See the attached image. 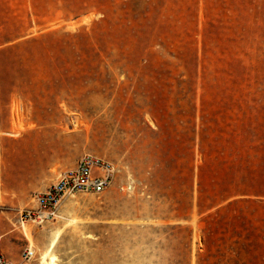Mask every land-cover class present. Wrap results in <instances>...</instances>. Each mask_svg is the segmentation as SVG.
Instances as JSON below:
<instances>
[{
    "label": "rangeland",
    "instance_id": "obj_1",
    "mask_svg": "<svg viewBox=\"0 0 264 264\" xmlns=\"http://www.w3.org/2000/svg\"><path fill=\"white\" fill-rule=\"evenodd\" d=\"M8 133L20 210L84 155L119 169L30 240L17 215L12 261L59 232L58 264H264V0H0Z\"/></svg>",
    "mask_w": 264,
    "mask_h": 264
},
{
    "label": "built area",
    "instance_id": "obj_2",
    "mask_svg": "<svg viewBox=\"0 0 264 264\" xmlns=\"http://www.w3.org/2000/svg\"><path fill=\"white\" fill-rule=\"evenodd\" d=\"M119 169L112 163L103 159L84 155L75 166L62 172L54 184L43 192L34 194L32 206L25 207L18 212L20 225L34 222L38 225L53 219L65 197L76 194L99 196L112 184ZM132 185L127 181L121 190L130 191ZM35 251L29 244L20 254L21 262H14L0 250V264H24L32 260Z\"/></svg>",
    "mask_w": 264,
    "mask_h": 264
},
{
    "label": "crops",
    "instance_id": "obj_3",
    "mask_svg": "<svg viewBox=\"0 0 264 264\" xmlns=\"http://www.w3.org/2000/svg\"><path fill=\"white\" fill-rule=\"evenodd\" d=\"M30 137L32 133H8L0 136V222L3 228L0 234V250L8 258L17 247V237L11 234L9 223L15 220L20 211L21 194L32 189V185L28 184L32 171L25 168L22 170L16 164L22 142Z\"/></svg>",
    "mask_w": 264,
    "mask_h": 264
},
{
    "label": "bare ground",
    "instance_id": "obj_4",
    "mask_svg": "<svg viewBox=\"0 0 264 264\" xmlns=\"http://www.w3.org/2000/svg\"><path fill=\"white\" fill-rule=\"evenodd\" d=\"M73 222V221H72ZM69 223V222H68ZM21 226L23 227L24 234L28 240H30V236L25 228V223H22ZM59 232H57L49 241L46 248L41 252L39 257L38 264H58L59 258L54 253V247L58 241Z\"/></svg>",
    "mask_w": 264,
    "mask_h": 264
},
{
    "label": "trees",
    "instance_id": "obj_5",
    "mask_svg": "<svg viewBox=\"0 0 264 264\" xmlns=\"http://www.w3.org/2000/svg\"><path fill=\"white\" fill-rule=\"evenodd\" d=\"M241 195L249 198L244 201L246 203L264 201V183L248 187ZM250 198H254V201H252Z\"/></svg>",
    "mask_w": 264,
    "mask_h": 264
}]
</instances>
